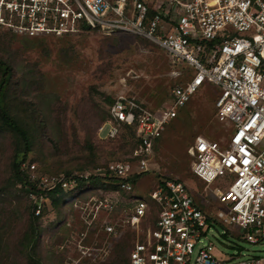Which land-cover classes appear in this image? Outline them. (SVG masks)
Masks as SVG:
<instances>
[{
  "label": "built area",
  "instance_id": "obj_1",
  "mask_svg": "<svg viewBox=\"0 0 264 264\" xmlns=\"http://www.w3.org/2000/svg\"><path fill=\"white\" fill-rule=\"evenodd\" d=\"M84 26L147 38L168 53L172 65L194 69L172 88L168 104L153 107L126 95L109 104L108 117L96 134L112 139L122 125H135L138 142L131 157L136 170L130 161L113 160L102 170L76 174L84 179L97 176L116 185L118 193H128L124 204L120 196L86 203L87 215L95 217L103 207L106 238L131 234L129 264H264V256L214 254V245L204 241L214 219L186 182L159 178L147 193L157 205L151 213L145 199L134 197L136 185L129 180L133 172L148 170L149 156L177 108L204 82L215 84L216 117L231 129L225 144L195 136L189 149L192 173L207 185L216 181L211 196L224 223L246 232L249 242L264 238V0H0V28L15 33L61 36ZM244 32L249 36L240 35ZM20 168L28 171L35 165L24 161ZM29 177L45 190L56 183L64 189L76 184L75 178L63 175Z\"/></svg>",
  "mask_w": 264,
  "mask_h": 264
},
{
  "label": "rangeland",
  "instance_id": "obj_2",
  "mask_svg": "<svg viewBox=\"0 0 264 264\" xmlns=\"http://www.w3.org/2000/svg\"><path fill=\"white\" fill-rule=\"evenodd\" d=\"M240 35L249 36V32ZM0 61L12 70L5 102L31 133L25 162L35 168H29L28 176L35 174L39 180L66 172L76 175L102 170L113 160L136 164L130 158L136 145L133 137L109 142L97 139L96 127L107 107L119 95L133 96L153 107L168 104L172 88L194 74V69L184 64L172 65L168 53L151 40L91 28L62 36L0 29ZM218 89L204 82L177 108V115L149 156L148 170L140 175L134 197L150 204L147 193L159 178L180 179L197 201H203L202 210L214 219L204 241L214 245L218 258L264 256V238L249 242L246 232H238L216 215L219 206L216 197L211 196L216 181L207 185L192 173L189 149L195 136L225 144L231 129L215 114ZM14 145L11 134L0 131V227L9 236L8 241L5 236L0 241L7 243L3 244L7 246L5 251L0 250V264H29L26 248L17 242L27 225L28 206L36 197L14 183ZM133 168L136 170L135 165ZM120 193L116 188L94 187L57 209L42 198L46 210L38 221L40 237L36 246L42 264H107L111 238H106L102 230L106 215L103 207L95 217L87 215L90 208L86 203L116 201ZM122 194L123 201L119 202L124 204L128 193ZM116 240L126 245L127 252L131 234L123 232L113 244ZM88 252L94 255L90 257Z\"/></svg>",
  "mask_w": 264,
  "mask_h": 264
},
{
  "label": "trees",
  "instance_id": "obj_3",
  "mask_svg": "<svg viewBox=\"0 0 264 264\" xmlns=\"http://www.w3.org/2000/svg\"><path fill=\"white\" fill-rule=\"evenodd\" d=\"M84 27L85 29H88L86 26ZM0 29L7 30L3 28H0ZM7 31H10V30H7ZM11 72H12L11 67L7 63L0 61V73H1V78H0V131L9 132L14 140V144H15L14 145V158L12 162V178L14 180V183H19L22 186L23 190L26 192V194L35 195L36 197L35 200L31 201L30 205L28 206L27 225L24 231L22 232L20 239L18 240L17 243L19 244L20 247L26 248L29 264H42L40 256L36 253V246L38 244V240L40 237L38 221L43 216L46 208L44 207L45 202H43L40 205L39 213H36L37 207L39 206V199L46 198L48 201L47 203H49V206L57 209L60 207V205H63L66 202L70 201L73 197H79L83 193H86L88 189H91L94 187L113 189V188H117V186L114 184L106 183L102 181L101 178L94 176V175L89 176L88 179H84L82 177L76 176L72 172H66L63 176H65L67 179L69 180L73 178L76 179V184L72 188L64 189L61 183H56L55 186L47 190L40 189L37 187L36 182H33L28 176V171L25 169L22 170L20 168L21 162L25 161L27 153L30 150V146L32 143L31 133L29 129L26 128L10 112L9 107L7 103L5 102V93H6L8 84L10 82ZM107 117H108V114L106 111L104 117L101 119L98 126ZM97 127H96V131H97ZM135 129H136L135 125H122L115 138L100 139L98 138L97 135L96 137L99 141L109 142V141H117V140L127 138L130 136V137H133V139L135 140V144H136L138 140L136 138ZM160 137H158V139H160ZM130 158L135 160V158L131 156ZM139 177L140 175H137L136 173L133 172L132 174H130L129 180L135 185H137L136 183L138 182ZM109 178L110 177H108V179ZM134 189L136 191V186ZM122 193L124 192L121 191L120 193L121 197L123 195ZM150 208H151L150 212L152 213L157 209V205L154 202H151ZM155 219H156V216L155 215L152 216L151 222H153ZM0 232H1L0 241H3V238L6 233L5 234L2 233L3 230L1 227H0ZM115 238L116 237L111 238V248L109 252L110 260L107 262V264H129V249L126 252L125 251L126 245L123 244L121 240L117 241L118 239L115 241V244H113V241ZM8 239H9V236L7 234L5 236V240L8 241ZM3 244H7V243L4 241ZM3 244H0V250L5 251L7 246Z\"/></svg>",
  "mask_w": 264,
  "mask_h": 264
}]
</instances>
